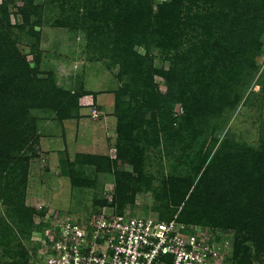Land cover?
I'll use <instances>...</instances> for the list:
<instances>
[{
	"label": "trees",
	"instance_id": "1",
	"mask_svg": "<svg viewBox=\"0 0 264 264\" xmlns=\"http://www.w3.org/2000/svg\"><path fill=\"white\" fill-rule=\"evenodd\" d=\"M21 1L17 5L0 0V200L12 220L0 216V264H30L15 228L32 226L36 214L24 202L28 167L35 157L24 152L36 140L32 110L54 112L62 121L78 117L82 96L94 97L58 87L51 73L39 76L42 7L33 0ZM78 4L84 13L67 16L61 24L80 25L91 42L101 43V54L118 65L121 85L114 92L115 157L78 153L69 162L70 176L75 185L89 184L79 171L85 163L97 172L113 173L112 200L97 203L123 213L149 181L143 167L147 149L173 139L171 131L184 140L183 151L191 148L199 128L208 123L212 127L211 119L239 99V79L256 69L254 57L262 47L264 0H164L155 8L153 0H76L73 7ZM10 6L16 22L11 21ZM20 38L29 40L27 53L18 47ZM135 45L145 52H137ZM151 46L169 59L167 70L154 65ZM154 74L165 81L164 94ZM171 103L181 106V114L172 111ZM225 144L210 158L213 145L207 138L205 149L202 144L196 147L194 174L163 178L159 189L165 204L153 209L159 218H168L179 207V212L188 211L190 220L184 222L233 231L231 263L252 264L246 243L250 241L256 252L264 249V140L256 148ZM4 256L11 260L1 261Z\"/></svg>",
	"mask_w": 264,
	"mask_h": 264
},
{
	"label": "rangeland",
	"instance_id": "2",
	"mask_svg": "<svg viewBox=\"0 0 264 264\" xmlns=\"http://www.w3.org/2000/svg\"><path fill=\"white\" fill-rule=\"evenodd\" d=\"M162 1L164 0H153V8ZM14 2L17 5L22 4L21 0ZM33 2L42 7V25L37 27L40 29L39 76L45 78L51 73L58 87L70 92H91L94 97L89 94L82 96L78 100V117L62 121L56 118L54 112L32 110L36 117V140L32 143V148H26L24 152L27 155L34 153L35 157L31 158L28 167L24 202L26 206L33 207L36 214L33 216L32 226L19 225L15 228L31 264L40 254V235L46 227L41 212L45 211V217L52 213L57 218L65 215L86 218L94 212L111 207L109 204L99 205L97 202L112 200L115 190L113 173L97 172L95 166L85 163L79 170L80 176L90 183L75 185L70 176L69 162L73 161L78 153L115 157L117 117L114 92L121 85L116 78L118 65H112L109 57L101 54V43L91 42L87 31L80 25L71 28L61 24L67 16L71 19L76 13L78 16L84 13L82 5L73 7L76 0ZM9 8L15 14L11 13V21L16 22V12L11 6ZM262 42L261 50L254 57L256 69L239 79V88L236 91L240 94L239 99L232 107L225 108L219 116L211 119L214 124L212 127L208 123L199 128L200 132L191 148L183 151L181 145L184 140L176 138L175 133L171 131L173 139L168 138L164 144L147 149L143 167L149 181L142 185L133 202L125 205V213L144 216L157 214L153 207L165 204V197L159 189L163 184L162 179L169 176H192L195 148L202 144V149H205L203 142L206 138L213 145L209 158L225 141L228 144H225L224 148H228L230 143H245L254 148L260 145L264 140V33ZM28 43L29 40L24 38L17 40L18 47L25 53L28 52L25 50L29 49ZM134 49L141 54L145 52L142 45H135ZM150 53L157 68H169V59L163 58L158 48L151 46ZM28 59L32 60L30 54ZM153 81L164 94L166 84L163 78L154 74ZM91 103L96 104L99 109L96 118L91 116ZM171 104L172 111L181 114V106L173 107V103ZM146 116L148 118L149 113ZM177 125L175 121L174 127ZM78 166L76 164V169ZM124 168L131 170L129 165H124ZM186 197L185 195L181 198L183 204ZM39 205L42 206L41 209ZM176 210L178 211L179 207L173 212ZM187 213L186 209L179 212V219L190 220ZM8 214L7 206L0 200V216L12 223L9 217L11 215ZM224 234L231 241L235 235L231 230H225ZM246 244L250 247L252 264H264V249L256 252L250 241ZM2 260L7 262L11 257L4 256Z\"/></svg>",
	"mask_w": 264,
	"mask_h": 264
},
{
	"label": "built area",
	"instance_id": "3",
	"mask_svg": "<svg viewBox=\"0 0 264 264\" xmlns=\"http://www.w3.org/2000/svg\"><path fill=\"white\" fill-rule=\"evenodd\" d=\"M90 106L96 118L99 110ZM178 213L159 218L108 207L86 218L44 214L32 264H232V241L223 232L184 222Z\"/></svg>",
	"mask_w": 264,
	"mask_h": 264
}]
</instances>
